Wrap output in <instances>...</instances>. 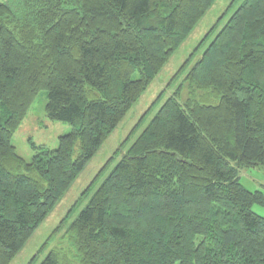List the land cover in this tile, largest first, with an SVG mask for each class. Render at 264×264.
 <instances>
[{
	"label": "trees",
	"instance_id": "16d2710c",
	"mask_svg": "<svg viewBox=\"0 0 264 264\" xmlns=\"http://www.w3.org/2000/svg\"><path fill=\"white\" fill-rule=\"evenodd\" d=\"M214 2L0 0V264L15 258ZM201 44L68 225V248L40 264H264V218L253 211L264 195L238 177L264 172V0H245ZM42 92L46 118L71 131L54 151L29 142L26 163L11 141Z\"/></svg>",
	"mask_w": 264,
	"mask_h": 264
},
{
	"label": "rangeland",
	"instance_id": "374dc122",
	"mask_svg": "<svg viewBox=\"0 0 264 264\" xmlns=\"http://www.w3.org/2000/svg\"><path fill=\"white\" fill-rule=\"evenodd\" d=\"M244 1L215 0L10 264H40L49 253L68 248L66 234L68 225L109 177L135 136L173 93L180 83V79L176 77L179 69L191 54H195L197 48H200L198 53L203 51L205 46L201 44L203 38L208 34L212 39ZM175 81L176 83H173ZM46 103L47 94L42 92L12 137L11 143L16 153L26 163H30L35 155L29 142L54 151L58 147V138L71 131L67 124L54 123L46 118ZM126 142L128 144L125 145ZM238 177L244 188L251 192L260 191L264 195V172L261 169H240ZM253 211L264 218L263 207L255 206Z\"/></svg>",
	"mask_w": 264,
	"mask_h": 264
}]
</instances>
